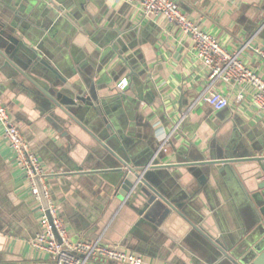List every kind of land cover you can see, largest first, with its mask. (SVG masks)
<instances>
[{
    "label": "crops",
    "instance_id": "obj_1",
    "mask_svg": "<svg viewBox=\"0 0 264 264\" xmlns=\"http://www.w3.org/2000/svg\"><path fill=\"white\" fill-rule=\"evenodd\" d=\"M173 1L227 50L244 46L241 61L264 79V59L254 51L264 50V0ZM0 48L10 60L0 57V101L47 170L50 198L72 240L101 235L148 264H230L183 218L164 217L161 200L116 197L120 173L108 166L119 164L100 138L114 141L133 167L176 164L153 170V186L184 202L189 219L229 252L244 243L247 250L262 246L256 187L246 171L256 165L237 173L231 165L177 164L242 147L264 156V107L235 81L214 85L228 101L220 110L198 99L207 71L176 24L124 0H0ZM74 93L88 111L79 124L55 103L57 94ZM162 131L170 133L164 145ZM39 229V212L0 128V264H56L30 246Z\"/></svg>",
    "mask_w": 264,
    "mask_h": 264
},
{
    "label": "built area",
    "instance_id": "obj_2",
    "mask_svg": "<svg viewBox=\"0 0 264 264\" xmlns=\"http://www.w3.org/2000/svg\"><path fill=\"white\" fill-rule=\"evenodd\" d=\"M133 4L146 16L162 17L176 24L178 30L191 38L197 58L207 71L206 84L198 99L220 110L228 105L227 99L214 90L217 82L235 81L252 90V102L264 107V79L254 69L246 66L240 59V51L227 50L218 39L190 20L173 0H124ZM254 36V35H253ZM248 43L245 44V46ZM254 51L264 59V50L256 47ZM128 81L122 78L117 88L123 90ZM243 88L236 99L244 97ZM0 128L2 136L10 149L13 162L24 178L29 197L39 212V231L30 240V246L47 254L56 264H88L94 260L110 261L115 264H148L144 257L118 245L102 242L101 235L94 240H72L63 219L57 214L47 188V170L30 146L19 127L14 123L6 106L0 101ZM162 145L169 140L170 133L160 132ZM36 178L38 181H36ZM39 185L47 202L44 208L40 200ZM48 211V214L46 213Z\"/></svg>",
    "mask_w": 264,
    "mask_h": 264
},
{
    "label": "water",
    "instance_id": "obj_3",
    "mask_svg": "<svg viewBox=\"0 0 264 264\" xmlns=\"http://www.w3.org/2000/svg\"><path fill=\"white\" fill-rule=\"evenodd\" d=\"M0 57L9 60V57L2 51L0 48ZM10 62V60H9ZM68 87V86H64ZM55 103L57 104L59 110L71 121L76 122L77 124L81 123L79 119H84L87 116V109L82 106V102L84 103L85 100L74 93L71 99H68L63 96V94L56 95ZM98 139V138H97ZM99 140V141H98ZM97 141L101 144L104 148L106 155L112 156L116 161H118L119 166L111 167L108 166L110 170L117 171L120 173L119 178L114 184L117 187L115 196L122 199L127 196V198L133 194L136 198L137 196L146 197L148 202H152L154 199H159L164 202L168 208V211H165L166 217L169 213L174 212L185 221L190 224V226L202 234L220 253V261H228L230 264H264V251L259 249V247L264 248V240L262 246L253 248L252 250L246 249V243L243 246L238 247L237 251H231L227 249V247L222 246L219 241L214 240L212 236L207 234L205 231H202L201 228L197 227L196 224L191 221L186 214V210L184 208V202L176 201L174 199H169L167 195L159 191L155 186H153V177L156 176L154 172L155 169L159 168H170L171 165L176 164H169L167 165H157V164H148L146 168L143 166H131L126 158H124V153L122 150L115 146V142H108V144L103 143L102 140L99 138ZM252 154H245L247 152L245 147L241 148L242 152L238 151V148H233L225 153L222 157L219 158H209L206 160H198V161H189L185 162L184 164H177V165H184V166H212L217 165L218 169H221L220 166L224 167L227 165H231L232 170H236L237 173L240 172V168L244 167L246 164H254L257 167H248L246 171H252L250 177L252 178V182L255 184V191H253L252 199L253 204L255 206L256 212V223H257V230L261 233L255 234V237H258L264 234V180L259 181L260 178H264V161L263 155H257L256 151L253 150ZM148 170V171H147ZM100 172L97 170L96 173ZM102 172V171H101ZM36 181L37 178H36ZM146 188V189H144ZM40 191V200L44 208L47 207L46 199L43 195V191L41 186L39 185ZM48 214V211L46 210ZM260 228V229H259ZM258 235V236H257ZM239 250V252H238ZM258 251L259 254H256ZM221 262V263H222Z\"/></svg>",
    "mask_w": 264,
    "mask_h": 264
}]
</instances>
